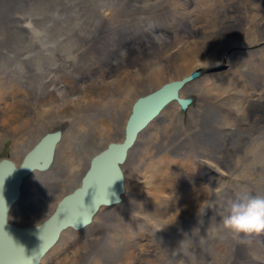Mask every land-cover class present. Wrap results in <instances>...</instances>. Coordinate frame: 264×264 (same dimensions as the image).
<instances>
[{
  "label": "bare ground",
  "instance_id": "6f19581e",
  "mask_svg": "<svg viewBox=\"0 0 264 264\" xmlns=\"http://www.w3.org/2000/svg\"><path fill=\"white\" fill-rule=\"evenodd\" d=\"M30 1L32 0H0V49L3 50L0 57L2 59L0 74L6 73L0 76V85H2L1 81L4 82L2 78L9 82L10 76L7 72L16 73L20 72L19 69L22 67H30L24 60L31 51V54H35V49L26 45H29L28 38H33L35 35L37 30L35 25H39L40 20L45 18L47 3L35 4L30 9L31 15L24 20L28 13L25 7ZM100 1L104 2L99 8H91L87 11L93 17L97 16L95 18L99 26L92 29L86 28L84 34L88 38L84 40L85 27L80 25V51L75 57L80 56L76 61L79 65L85 62V57L87 61L91 56V62L103 66L104 74L102 73L99 77L103 78L102 81L106 80L105 82L110 86L105 96V104L119 105L118 100L122 102L123 97H126L127 105L131 108L138 97L151 93L163 83L173 80L183 81L177 90V96L183 101L181 104L173 100L166 102L136 133L133 142L125 150L123 160L116 167L117 200L112 204L97 206L89 222L79 230H72L70 227L61 229L52 245L40 256L38 264H62L65 260L69 264H82L90 256L94 258L90 264H120L114 262L120 260L122 255L124 256L123 253L132 258V262L128 261L130 264H175L176 262L180 264H264V233L235 234L223 225V218L228 214V207L232 200L248 193L264 196V0H94L92 4L98 6ZM50 2L55 4L54 13L73 14L68 19V23L78 19L84 21V0H51ZM49 7L52 11L51 4ZM146 11L155 12L157 20L161 21L163 14L170 15L171 11L181 16V26L185 34V38L181 39V49L175 51V47H178L176 36L169 41L152 40V37L139 41L132 40L138 25H145L146 20L145 18V21L142 20L141 15ZM93 19L90 20L95 26L96 22ZM106 23L112 26L105 28ZM146 24L148 25L147 22ZM151 24L153 26V23ZM28 29L31 30L28 31ZM67 44L72 46V51L63 55L64 57L71 56L73 49L77 46V43L73 41ZM90 45L91 49L88 48ZM251 45L254 46L253 50H240V47ZM8 47L10 49L6 50ZM172 47L174 51L166 53ZM7 52L5 57L4 54ZM110 54L114 62L108 67L107 59ZM206 54L210 57H208L210 61L206 64L215 65L218 60H224L227 68L221 73L210 68L209 72L200 75L198 67L201 62L204 63ZM239 58L240 60L244 58L243 62L238 63ZM60 59L61 56L52 55V62H55L52 64L61 65V68H64ZM35 60L32 61L31 67ZM120 68L126 70L121 74L123 81L112 79L110 72ZM41 70L42 67H39V72ZM196 75L202 78L190 81ZM40 80L42 81V78ZM124 80L130 83H124ZM33 83L38 92L42 90L40 82ZM39 85L40 88H38ZM43 88L44 91H52L54 97L63 98L72 94L70 87L54 89L53 86H43ZM210 91L217 92L208 98L207 93ZM2 92L0 91L1 98L6 94ZM191 97L196 98V104L186 111L191 103ZM8 99H10L9 103L5 99L0 100L1 120H7L6 125L0 124V127H3L0 129L1 133L12 131L16 136L22 137L23 132L35 129L33 128L35 125H31L30 122L33 120L27 113H21L19 110L24 105V96L16 95L14 99ZM234 107H237L239 115L232 118L230 109L235 111ZM181 109L186 111L184 129L181 122L184 116L173 117L175 111H181ZM223 109L228 111L223 113ZM11 110L17 114H11L8 117L7 114H10ZM23 110L25 111L24 108ZM127 117L123 120V124H113L109 129L101 126L102 131H96L105 134L90 133L94 140L98 139L100 144H103L84 161L81 170L73 167L63 172L62 176L68 184L72 179L73 183L69 185V188L68 185L62 187L64 193L57 198L54 207L47 211L41 221L53 213L57 203L63 197L79 189L81 179L88 170L91 159L97 153L109 144L120 143L123 140ZM177 121L181 123L177 125ZM90 127H85L84 131L89 130ZM158 131L166 137L160 144L154 140ZM46 136L55 138L54 149L51 148L36 166L19 179L16 199L7 208V221L18 226L38 225L41 221L30 222L40 217V208L46 205L47 198L56 199L58 196L54 190L45 188L42 184L36 186L34 183L36 178L55 174L54 168L57 162L55 150L60 139V131L48 133ZM39 141L35 140L28 146L22 160ZM84 141L87 144H93L92 139L86 138ZM0 160H8L13 165V170L19 167L12 160V156H6ZM71 162L70 158L65 167ZM247 165L254 170L245 168ZM234 168L237 169V177L239 174L255 176L254 182L243 187L236 185L238 188L224 186L219 179L227 176L224 175L225 173L229 175ZM205 169L210 170L216 177L214 181L206 178L201 180L198 172L202 174L203 171H207ZM187 171L194 173L196 179L190 180ZM251 171H255L256 174ZM56 173L59 176V173ZM134 203L136 206L130 208ZM124 207H129L126 208L128 211L133 209V214L134 212L140 214L139 212L142 211L146 217L152 216L153 220H151L156 222L155 225L171 230V239L157 248L144 249L138 246L134 248V245H129L130 228L128 229L130 233L123 230L121 227L124 222L120 221L124 214L121 210ZM145 219L144 217L143 220ZM107 222L121 225L118 235L112 233L104 235L97 232L95 236L84 238L82 245L79 243L81 247L78 245L71 251L65 250L64 245L72 243L74 234L85 231V236H88L89 230L92 231L95 226ZM155 225L154 229L157 227ZM211 235L216 238L212 240L213 242L209 240L213 238ZM206 237H208L207 241L209 240L213 245L202 244ZM112 242L115 244L111 245ZM191 244H195L194 249H199L192 251ZM113 250L117 251L111 255ZM63 251L68 253H61ZM100 255H106V257L97 261L95 258Z\"/></svg>",
  "mask_w": 264,
  "mask_h": 264
},
{
  "label": "rangeland",
  "instance_id": "374dc122",
  "mask_svg": "<svg viewBox=\"0 0 264 264\" xmlns=\"http://www.w3.org/2000/svg\"><path fill=\"white\" fill-rule=\"evenodd\" d=\"M32 1L28 2V4L25 7V10H28V13L25 15L24 20H26L29 17V15H31L30 9H32L35 6V4L47 3V10H46L45 18L43 20L39 19L40 24L35 25V29H37V30H35V35L33 38H31V37L28 38L29 45H26V47H29V46L33 47L35 49V54H31V52H32L31 51L24 60L25 62H27V64L30 67H22L21 69H19L20 72H16V73L15 72L14 73L13 72H7V75L10 76L8 83L5 80V78H2L4 80V82L1 81L2 85H0V91L2 92L4 90L2 93H6V94H5V96H2V98L0 97V100L2 101L5 99L9 103L10 99H8V98L14 99L16 97V95H18V97L24 96V98L27 102L24 100V105L19 110L21 113H27L28 114V116L33 120L30 123H31V125H35L33 127L35 129L30 130L29 132L28 131L23 132L24 136H22V137H19L20 135L16 136L15 133L12 131L9 133L2 134L1 133L2 131L0 130V159L4 158L6 156H12V160L14 161V163L17 166H19L20 163L22 162L23 153L26 152L28 146L30 144H32V142H34L35 140H38V141L40 139L42 140L48 133H54V132L60 131V139L57 142V147L55 150L56 155H57V162L55 163V168H54L55 174L54 175L51 174V175L46 176V177L36 178V180H34V183L36 186H40V184H42L45 188L54 190L55 193L58 195L56 197V199L47 198L46 205L44 207L40 208V217L37 219H34L32 222H30V223H38L39 221L44 219L42 217L47 213V211L50 208L54 207V205L56 204L55 201L57 200V198L62 193H64L62 187L65 185H68V188H69L70 187L69 185L73 183V179H72V181H70V183L68 184V182L62 176L63 172L66 169H70L73 167H77L79 170H81V168L84 166V161L87 160L91 155H93V152L100 149L101 145L103 144V143L100 144L98 139L94 140L91 137L90 133H100V132H96V131H102L100 129L101 126L104 129H109V128H112L113 124H118V125L121 124L123 122V120L126 118V116H128L127 114L130 113L131 108L127 105V101H126L127 98L126 97H123L122 102L117 99L119 105H117V104L106 105L105 104L106 103L105 102V96L108 94V89H110V86L108 85L107 82H105L106 80L102 81L103 78L99 77L102 73L104 74V71L102 69L103 68L102 65L91 62V60H92L91 56H90V58H88L87 61H86L87 57H85V62H83V64L81 63L80 64L81 66L79 65V62H76L77 59L80 57V56H78L77 58L75 57L76 53H78L80 51V46H79L81 43L80 25L85 27L84 31H83L84 40H85L86 38H88V36L86 34H84L86 28L92 29V28L99 26L98 20H97V18H95L97 16L93 17V15H90L89 13H87V11L91 10V8L92 9L99 8L103 4L104 1L98 2L99 5L95 6L92 4V2H94V0H84V21L82 22L83 19H78V21H75V22L70 21L69 23H68V19L70 18V16H73V14H71L70 12H69L70 14H66V15L62 12L54 13L55 4L53 2H50L51 0H45L44 2H43V0H32ZM49 4H51L52 11L50 10ZM173 7L175 8V5ZM145 13H143L144 15L142 14L141 16H142V20H144V18H145L148 25L146 24V22H144L145 25L139 24L141 26L139 27V25H138V28H136L137 32H135L133 34L134 37H132V40H138L139 41V40H142L144 38L149 39L152 37V40L160 39L162 41H169V39H172L174 36H176L178 39V42H177L178 47H175V51L182 48L181 39L185 38V34L183 33L184 29L181 26L182 25V21H180L181 16L178 15L177 12L171 11V12H169L170 15L164 13L163 17L165 16V18L161 17L162 21L160 19L157 20L155 12L151 13V12L146 11ZM175 14H177V15H175ZM152 15L154 17H152ZM167 15L169 18L167 17ZM171 16H173V17H171ZM178 16H179V18H178ZM12 18H14V17H12ZM92 18H94L93 20L97 23V24L95 23V26L92 24L94 22H91V20H90ZM155 18H156V20H155ZM151 19H153V20H151ZM136 20L139 21V19H136ZM170 20L172 21V23ZM150 21H151V23H153L154 27L152 26ZM157 21H159V22H157ZM164 21H166V22H164ZM108 26H112V25L109 23H106V26H104V27L107 28ZM123 26H125V24ZM141 27H143V28H141ZM29 30H31V29H28V31ZM156 36L157 37L159 36V37L155 38ZM14 40L12 42H14ZM72 41L77 43V46L73 49V54L71 56L68 55V56L64 57L63 55H67L72 51V46L67 44V43L72 42ZM253 47H254L253 45H251L249 47L243 46V47H240V50L246 49V51H250V50H253L252 49ZM88 48L91 49V45ZM9 49H10V47H8L6 50H9ZM171 51L172 52L174 51L173 47L170 50L166 51V53H171ZM0 53H1L0 57H2V54H3L2 49H0ZM12 53H13V51L10 53V55ZM7 54H8V52L5 53L4 56L6 57ZM111 54L109 55V57L107 59L108 67H110L111 64H113V62H114V59H112ZM52 55H55L56 57L61 56L60 61L63 62L64 68H61V65L55 66L52 64V63H55V62H52ZM208 57H209V55L206 54V56L203 59L204 63L201 62V64L198 67L200 75H203L206 72H209L210 68L217 73H221L222 71H224L227 68V63L224 60H218L217 64H215V65L206 64V62L208 63L210 61L209 60L210 57L209 58ZM34 59H36L35 63L31 67V63ZM243 59L244 58H241V60H240V58H239L238 63L243 62ZM0 60H2V59L0 58ZM85 63H86V66H85ZM39 67H42L41 72H39ZM125 71H126L125 69H121V68L116 69L115 71L112 70L110 72L111 78L123 81V80H121V74L124 73ZM4 75H6V73L0 74V76H4ZM200 75H198V76L196 75L195 77L193 76L194 78L190 81H196L197 79L202 78ZM40 78H42V81L40 80ZM188 78H190V77H188ZM34 81L40 82V85L42 88L41 91L38 92V90L35 87V84L33 83ZM124 83H130V82L128 80H124ZM11 85H13V86H11ZM40 85L38 86V88H40ZM43 86H53L54 89L55 88L63 89L65 87L66 88L70 87L69 89L71 90L72 94L70 96H66L63 98L54 97L51 93L52 91H49V92L44 91ZM11 87H12V89L10 90ZM217 91L208 92L207 97L209 98L211 96V94L216 93ZM134 93H136V92H134ZM44 96H45V99H44ZM195 104H196V98L191 97V103L189 104L186 111L190 107L195 106ZM23 108L25 109V111L23 110ZM234 109H235V111L233 109H230L231 111L229 110L230 114H232L231 117L233 116L232 118L237 117L239 115V114H237L238 113L237 107H234ZM226 110L228 111V109H223V113H226L225 112ZM186 111H182V110L177 111V112L175 111V114L176 113H179V114L173 115V117H175V118H178L181 115L184 116L181 120L183 129H184V126H186V125H183V122L186 120ZM11 114L15 115L17 113H14L13 110H11L10 114H7V116L10 117ZM228 114H229V112H228ZM235 115H237V116H235ZM1 119L2 118L0 117V124L2 123L4 125H6L7 120L3 121ZM181 122L177 121V125L180 124ZM88 126L89 127L91 126L89 128V130L84 131V128L85 127L88 128ZM114 127L116 129L115 125H114ZM121 127H122V125H121ZM1 128H3V127H0V129ZM46 132H47V134H46ZM100 134H105V133H100ZM86 138L92 139L93 144L85 143L84 140ZM165 139H166L165 135L163 133H160L159 131H158V134L155 135V137H154V140L156 141L157 144H160V142L164 141ZM51 142H52V139H50V138L48 140H46L44 142L43 146L41 147V149L39 150V152H38L39 154L37 153L36 155H33L30 159V162L34 163L37 161L36 162V164H37L38 161L45 156L46 149L51 144ZM70 158L72 159L71 164L69 166L65 167L67 161ZM20 160H21V162H20ZM250 167L251 166L247 165L245 168L252 169V167L251 168ZM200 170L202 171V169H200ZM205 170H207V169H205ZM252 170H254V169H252ZM255 171H251V172H255ZM56 172L59 173V176H57ZM203 172H202V174H201V172L200 173L198 172L201 180H204V178H206L209 181L210 180L214 181V179L216 178L210 170L203 171ZM229 173H230L229 175L227 173H225L224 175H227V176L219 179L220 181H222V184L224 186L236 188L237 186L238 187H243L244 185L248 186V185H250V183L254 182L253 177H255V176L251 177V176H246L245 174H241V175L239 174L237 177L238 172H237V169H235V168H234V170L232 169L231 172H229ZM187 174H188V178L190 180L193 181L196 179V176L191 171H187ZM255 174H256V172H255ZM181 175H182V172L180 173V177H181ZM184 175H185V173H184ZM235 177H236V180H235ZM240 177H242V178H240ZM229 181H231L232 183ZM29 183H31V182L29 181ZM238 183H239V185H238ZM240 183L243 185H241ZM227 184H229V185H227ZM194 185H197V184H194ZM135 204L136 203L131 204L133 206H130V208H133L134 206H136ZM126 208H129V207H124V208H122L123 210H121L122 214L124 213L125 215L123 214L122 218H120V221L124 222V223H122V227H121L123 230L128 231V229L130 228L129 231L131 233L128 231L130 233V234H128V236L130 235L129 236L130 238L128 237V240L130 241V242L128 241L129 245H134V248H138V247L144 248V249H147L149 247H156L157 248L163 242L165 243L166 241L171 239V235H172L171 230L168 231V228L165 229L163 227H158L157 225H155L156 222L155 221L152 222V220H153L152 216L148 217V215H147V217H146L144 215V213H142V211L139 212L140 214H138L136 212H134V214H133V212H132L133 209L128 211V209H126ZM134 210H138V209H134ZM125 211L127 214L125 213ZM199 213H201V211H199ZM138 215H139V217H138ZM206 215H207V213H206ZM143 216L147 220L146 219L143 220L144 219ZM128 217L130 219H128ZM126 219H128V220H126ZM127 221H130V222H127ZM143 221H145V222L143 223ZM139 223H141V224H139ZM134 224H135V226H134ZM148 224L151 225L152 228ZM154 225H155V227L157 226L155 228L156 230L153 227ZM120 226L113 223V222H107L105 224L101 223V224L95 226V228L92 230L93 232L91 230L88 231V232H90L89 234H92L90 236H89V234H88V236H85L86 235L85 231H83L82 233L80 232V234L77 233L78 236L76 234H74L72 237V240H73L72 243L73 244L71 242L66 243L67 245H64V248L67 251H71L75 247H77L78 245H79V247H81V245H82L81 243L85 240L84 238H89V237L95 236V234H97V232L103 233L104 235H107L108 233L118 235V232L121 230ZM139 228H142V229H139ZM147 228H148V230H146ZM149 229H150V231H149ZM164 230H166L167 232ZM136 231H138V232H136ZM141 231H142V233H141ZM146 232H148V233H146ZM165 232L167 234H165ZM82 234H83V236H82ZM133 236H135V237H133ZM136 236H138V237H136ZM157 236H159L158 238H161V239H158V238L155 239V237H157ZM211 236L213 238H211V239L209 238V240L211 242H213L216 238L214 235H211ZM133 238L135 240H133ZM145 238H146V240H145ZM207 238L208 237H206V239L202 238V240L204 239L206 242L203 240L204 243H202V242L201 243L204 246L213 245L209 240L207 241ZM158 240H160V241L158 242ZM138 242H140V243H138ZM208 242H210V244H208ZM141 243H142V245H141ZM143 243H144V245H143ZM113 244H115V242L111 243V245H113ZM135 244H136V246H135ZM146 246H148V247H146ZM191 248L193 249L192 251H194V252H195V250L197 251L199 249V248L194 249L195 244H193L191 246ZM114 249H116V248L114 247ZM116 251L117 250H113L111 255H114V253ZM61 253L67 254L68 252L65 253V251H63ZM123 254H124V256L122 255L121 259L117 260L114 263L118 262L120 264H130V262L133 261L132 258L125 256L126 255L125 253H123ZM91 257L92 256L87 257L85 259L84 263H82V264H90V261L94 260V258L92 257L93 258L92 259ZM99 257H101V258H99ZM103 257L105 258L106 255H100L95 259L97 261H101ZM128 261H130V262H128ZM64 263L69 264L67 260L62 262V264H64ZM41 264H47V263H41ZM175 264H180V262H176Z\"/></svg>",
  "mask_w": 264,
  "mask_h": 264
},
{
  "label": "water",
  "instance_id": "95a60500",
  "mask_svg": "<svg viewBox=\"0 0 264 264\" xmlns=\"http://www.w3.org/2000/svg\"><path fill=\"white\" fill-rule=\"evenodd\" d=\"M182 82H165L157 90L138 97L132 103L125 121L123 140L109 144L97 153L91 159L79 189L63 197L53 213L38 225L18 226L7 221V208L16 199L19 179L36 166L37 161L31 163V157L39 152L49 138L52 144L53 136L40 140L15 170L8 160H0V264H38L40 256L52 245L61 229L70 227L79 230L89 222L97 206L114 203L117 200V164L123 160L125 150L133 142L136 133L166 102L173 100L181 104L183 100L177 96V90Z\"/></svg>",
  "mask_w": 264,
  "mask_h": 264
},
{
  "label": "clouds",
  "instance_id": "9594fccd",
  "mask_svg": "<svg viewBox=\"0 0 264 264\" xmlns=\"http://www.w3.org/2000/svg\"><path fill=\"white\" fill-rule=\"evenodd\" d=\"M223 225L235 234L264 233V196L248 193L232 200Z\"/></svg>",
  "mask_w": 264,
  "mask_h": 264
},
{
  "label": "flooded vegetation",
  "instance_id": "af4514ba",
  "mask_svg": "<svg viewBox=\"0 0 264 264\" xmlns=\"http://www.w3.org/2000/svg\"><path fill=\"white\" fill-rule=\"evenodd\" d=\"M55 141H56V140H55V138H54V142L51 144L52 147H50V150H51V148H52V150L54 149V145L56 144Z\"/></svg>",
  "mask_w": 264,
  "mask_h": 264
}]
</instances>
